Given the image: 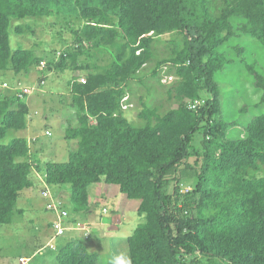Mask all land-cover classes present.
Segmentation results:
<instances>
[{"label":"trees","instance_id":"16d2710c","mask_svg":"<svg viewBox=\"0 0 264 264\" xmlns=\"http://www.w3.org/2000/svg\"><path fill=\"white\" fill-rule=\"evenodd\" d=\"M76 2L81 26L55 67H91L78 64L80 55H93L91 47L112 48L114 58L102 71L92 63L84 82L77 75L68 82L78 124L65 136L78 147L65 162L42 165L33 160L26 137L6 141L10 129L27 128L29 104L19 90L0 91V231L39 176L49 185H70L74 214L91 211L89 186L104 181L140 199L144 220L126 238L130 264H264V113L245 126L244 135L230 138L235 124L221 117L214 78L229 61L219 48L231 37L250 35L264 46V0ZM51 12L35 0H0V71L46 67L33 50L11 49L9 27L14 19ZM236 17L245 21L234 23ZM27 29L33 30L15 26L18 33ZM166 34L171 46L163 51L159 43ZM252 72L264 90V74ZM164 74L175 79L162 83ZM151 80L160 102H143L137 115L145 124L135 126L125 115L133 105L132 82L146 86ZM186 98L205 102L192 109ZM197 132L200 144L193 142ZM56 260L100 264L99 254L76 237L58 248Z\"/></svg>","mask_w":264,"mask_h":264},{"label":"rangeland","instance_id":"374dc122","mask_svg":"<svg viewBox=\"0 0 264 264\" xmlns=\"http://www.w3.org/2000/svg\"><path fill=\"white\" fill-rule=\"evenodd\" d=\"M35 1L41 2L52 12L42 17L14 19L9 27L10 46L13 50L19 47L33 50L41 57L46 67H33L28 73L19 74L12 70L0 71V84L7 81L11 86L32 89L31 93L23 97L29 104L27 128L10 129L6 141L15 136L26 137L31 146L33 160L43 165L46 161H67L70 152L78 147L76 139L65 136L67 127L78 124L76 109L71 105L69 80L73 75L80 79L85 78L86 73L93 71L92 63L99 66L98 71L104 70L113 60L115 51L112 48L91 47L92 56L84 53L78 58V64L89 63L91 67L73 70L70 62L66 67H55L54 61L58 60L59 54L74 42V28L81 26L82 21L78 17L81 6L76 0ZM99 2L100 0H87V4ZM238 21L245 20L236 17L234 23ZM17 24H29L33 30L27 29L18 33L15 31ZM171 37L169 34L162 37L159 47L163 51L170 49L171 43L165 41ZM219 50L229 59L214 75L219 86L221 117L235 124L228 136L238 138L244 135L245 126L255 116L264 113V103H259L264 90L256 87L252 72L254 70L264 74V46L256 37L240 34L231 37ZM49 60L52 61V69H47ZM41 79L45 81L42 85ZM153 85V81L146 86L132 82L133 105L125 110V115L135 126L145 124V120L137 115L143 102H160L161 93ZM1 90L4 93L12 92L9 88H0ZM47 130L50 134L46 133ZM201 137L202 133L197 132L193 142L200 144ZM189 185L191 180L186 181L182 187L186 191ZM46 188L49 190V196L43 195ZM89 191L91 211L74 214L69 184L49 185L39 179L33 187L25 190L17 201L11 223L4 225L0 231V264H58V248L75 237L82 240L89 251L99 254L100 264H112L117 256L130 260L126 238L144 220L137 211L140 199L129 198L120 191L117 184L104 181L91 184ZM52 199L56 206L61 204L71 216L74 215L88 224L90 237H84L78 230L67 231L62 236L54 237L51 224L56 218V213L49 207ZM104 208H107V212H103ZM50 242H53L55 248L48 246ZM22 256L25 258H21ZM218 260L227 264L221 259Z\"/></svg>","mask_w":264,"mask_h":264},{"label":"built area","instance_id":"2783aa9c","mask_svg":"<svg viewBox=\"0 0 264 264\" xmlns=\"http://www.w3.org/2000/svg\"><path fill=\"white\" fill-rule=\"evenodd\" d=\"M42 64H44V62H42ZM174 79H175V76L164 74L161 78V81H162V83H170ZM81 81L84 82L85 79L82 78ZM0 86H2L4 88H11L14 90H19L20 91L19 95L21 97H24L26 94H29L32 91V89H30L28 87H21V86L15 87V86L9 85V83H7V82L0 84ZM204 102H205V100H203V99H190V98L185 99V103L189 106V108H192V109H197ZM126 108H127V105L123 104V109H126ZM46 133L50 134V131L47 130ZM39 177H40V179H43L42 176H39ZM43 195L44 196L50 195L49 190L47 188L45 190H43ZM49 207L51 209H53V211H55V213H56V218L51 224L52 229L54 231V237L62 236L67 231H72V230L81 231L83 233L84 237H86V238L90 237L91 231L88 227V224L83 223L80 220H76L75 222L71 221L70 218L72 216L70 215L69 211L66 208H64L61 204H57V206H56L55 203L53 202V199H52V203L49 204ZM103 212H107V208H104ZM52 241H53V239H52ZM48 246L51 248H55V246L53 245V242L48 243Z\"/></svg>","mask_w":264,"mask_h":264},{"label":"clouds","instance_id":"9594fccd","mask_svg":"<svg viewBox=\"0 0 264 264\" xmlns=\"http://www.w3.org/2000/svg\"><path fill=\"white\" fill-rule=\"evenodd\" d=\"M112 264H130V260H127L122 256H117L113 259Z\"/></svg>","mask_w":264,"mask_h":264},{"label":"crops","instance_id":"0c3cea01","mask_svg":"<svg viewBox=\"0 0 264 264\" xmlns=\"http://www.w3.org/2000/svg\"><path fill=\"white\" fill-rule=\"evenodd\" d=\"M62 192H60V194H61ZM21 258H25L24 256H22Z\"/></svg>","mask_w":264,"mask_h":264}]
</instances>
